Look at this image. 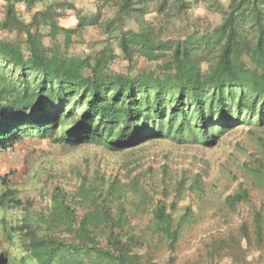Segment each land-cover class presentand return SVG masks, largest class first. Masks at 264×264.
I'll list each match as a JSON object with an SVG mask.
<instances>
[{
    "label": "trees",
    "instance_id": "trees-1",
    "mask_svg": "<svg viewBox=\"0 0 264 264\" xmlns=\"http://www.w3.org/2000/svg\"><path fill=\"white\" fill-rule=\"evenodd\" d=\"M2 1L0 32L15 36H0V150L26 139L113 152L157 141L212 148L241 127L253 144L219 201L200 172H174L167 160L140 170L133 160L109 179L77 171L72 189L56 184L37 199L21 198L8 173L0 264H176L201 223L232 224L244 207L204 256L226 251L247 264L246 249L264 264V0H93L86 14L73 0ZM68 11L73 27L60 24ZM88 27L103 40H85ZM116 49L126 72L109 69ZM141 60L148 68L132 74Z\"/></svg>",
    "mask_w": 264,
    "mask_h": 264
},
{
    "label": "rangeland",
    "instance_id": "rangeland-1",
    "mask_svg": "<svg viewBox=\"0 0 264 264\" xmlns=\"http://www.w3.org/2000/svg\"><path fill=\"white\" fill-rule=\"evenodd\" d=\"M77 8L83 14L94 10L93 0H73ZM226 4L228 0H221ZM4 3L0 0V20L2 18ZM42 4L37 5L30 13L40 10ZM21 17L25 20L30 13L24 6H19ZM198 17L205 18L203 8L196 10ZM154 14L147 15L151 19ZM209 21L216 25L219 18L211 15ZM60 24L66 27H73L76 24L75 14L71 11L66 12ZM2 38H12L15 35L1 31ZM83 38L87 41L103 40L95 27H88L83 32ZM82 51L79 48L78 52ZM114 60L109 64L111 72H126L127 63L121 58L119 51H114ZM148 64L139 61L132 74L137 70L148 68ZM131 72V71H130ZM249 127H241L238 131L225 135L217 145L212 148L197 146H179L171 142H149L138 146L134 151L113 152L103 146L87 144L78 148H71L63 145H55L49 139L44 140H23L17 143L13 149L0 150V177L12 173L9 177L10 184L19 192L21 198L37 199L38 195L47 196L56 184H60L68 189H72L76 184L75 172L80 171L88 177L95 174L109 179L118 174L122 176L127 172L126 164L135 160L141 169L149 165L157 167L167 160L174 172L187 169L191 174L200 172L203 175L204 183L214 201H219L228 193L232 192L237 182L235 176H239V166L246 159L244 150H248L253 141L248 135ZM167 157V158H166ZM131 167H135V165ZM137 170V171H138ZM1 191V186H0ZM248 208L244 207L239 212V218L232 224H226L218 219L209 220L201 223L196 228V238L192 242L189 251L182 254L176 264L191 262L193 264H233L226 251H221L215 255L211 262L204 256V245L209 237L216 233L236 227L242 219L247 216ZM4 213L0 212V220ZM5 249L6 247L3 246ZM247 264H258L257 253L249 252L244 249ZM204 256V257H203ZM6 264H16L9 262Z\"/></svg>",
    "mask_w": 264,
    "mask_h": 264
}]
</instances>
